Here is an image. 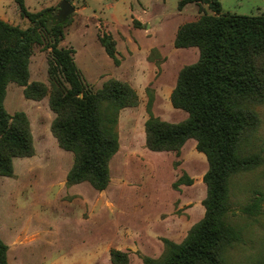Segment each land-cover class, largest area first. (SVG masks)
I'll list each match as a JSON object with an SVG mask.
<instances>
[{"label": "rangeland", "instance_id": "rangeland-1", "mask_svg": "<svg viewBox=\"0 0 264 264\" xmlns=\"http://www.w3.org/2000/svg\"><path fill=\"white\" fill-rule=\"evenodd\" d=\"M74 7L63 27V47L75 50L74 61L93 90L115 78L136 91V105L118 112L119 147L109 162L107 187L95 190L89 183L69 185L66 175L73 155L59 147L50 130L54 113L48 97L27 99L23 86L9 82L4 106L8 113L24 111L29 119L34 154L13 159V174L0 175V238L8 245L9 264H112L110 251L127 254V264H143L141 256L158 258L163 239L180 242L204 215L207 188L203 175L206 156L190 138L175 151H152L145 143L144 122L149 110L160 119L179 122L187 113L172 106L170 94L182 67L197 61L196 47L177 48L178 26L195 20L202 4L179 0H68ZM31 12L56 8L61 0H23ZM222 12L258 15L264 0H219ZM0 18L25 28L15 0H0ZM109 33L116 41L115 64L98 35ZM48 50L34 48L29 80L48 85ZM259 136L264 141V105L258 108ZM264 154V151H263ZM262 169L233 177L231 209L236 219L249 200V186H264ZM190 180V181H188ZM264 206V203H263ZM243 229L245 241L228 252V264H251L264 256L261 238L264 215Z\"/></svg>", "mask_w": 264, "mask_h": 264}, {"label": "trees", "instance_id": "trees-1", "mask_svg": "<svg viewBox=\"0 0 264 264\" xmlns=\"http://www.w3.org/2000/svg\"><path fill=\"white\" fill-rule=\"evenodd\" d=\"M20 15L29 20L25 28L0 18V175L13 174L15 157L34 154L29 119L24 111L8 113L4 106L9 82L23 86L27 99L48 97L54 113L50 130L60 148L70 151L73 163L66 175L69 185L89 183L95 190L107 187L109 162L119 147L117 121L120 109L137 104L135 89L126 81L105 80L93 90L74 61L75 50L60 45L63 22L55 18L56 8L29 11L23 0H15ZM206 4L195 20L180 24L173 44L196 47V62L181 68L171 91L173 107L187 117L169 122L152 114L144 122L145 143L152 151L179 152L192 138L207 159L203 175L207 193L203 217L195 222L180 242L163 239L158 258L141 256L143 264H228V252L239 249L249 221L264 215V186L251 184L249 200L242 204L236 219L231 211L232 180L238 174L262 169L264 141H260L258 108L264 105V12L242 15L222 12L219 0H179L178 8ZM100 44L115 64L116 41L109 33L98 35ZM48 50V85L29 80V61L34 48ZM190 181V180H188ZM264 248V235L261 238ZM8 245L0 238V264H9ZM112 264H127V254L110 251ZM251 264H264L255 256Z\"/></svg>", "mask_w": 264, "mask_h": 264}, {"label": "water", "instance_id": "water-1", "mask_svg": "<svg viewBox=\"0 0 264 264\" xmlns=\"http://www.w3.org/2000/svg\"><path fill=\"white\" fill-rule=\"evenodd\" d=\"M74 10V7L68 0H61L55 18L63 22Z\"/></svg>", "mask_w": 264, "mask_h": 264}]
</instances>
